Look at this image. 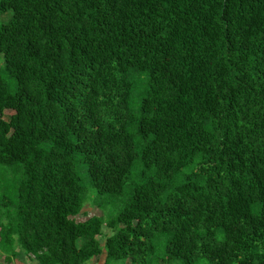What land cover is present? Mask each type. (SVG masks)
Returning a JSON list of instances; mask_svg holds the SVG:
<instances>
[{
	"label": "trees",
	"instance_id": "obj_1",
	"mask_svg": "<svg viewBox=\"0 0 264 264\" xmlns=\"http://www.w3.org/2000/svg\"><path fill=\"white\" fill-rule=\"evenodd\" d=\"M21 251L264 264V0H0V252Z\"/></svg>",
	"mask_w": 264,
	"mask_h": 264
},
{
	"label": "rangeland",
	"instance_id": "obj_2",
	"mask_svg": "<svg viewBox=\"0 0 264 264\" xmlns=\"http://www.w3.org/2000/svg\"><path fill=\"white\" fill-rule=\"evenodd\" d=\"M13 113L12 110H5L4 117L8 116L9 114ZM82 179L85 181L86 176L84 174H81ZM125 198L119 197L116 199L110 200L106 204H102L103 207L107 210L109 213H117L120 209H122L124 205ZM92 200L89 199L88 202L84 205V207L81 209V212L75 216L77 220H85L88 216L96 214L101 215L103 214V210H101L98 206L92 205ZM106 215V214H105ZM111 233V230L107 226H103L102 234L99 236V239L101 242L104 241V238ZM104 252L98 256L97 258L93 259V264H102L104 260ZM0 264H9L5 261L4 255L2 252H0ZM12 264H39L38 261L35 259H31L28 255L24 254L23 251L19 252L18 256L13 260Z\"/></svg>",
	"mask_w": 264,
	"mask_h": 264
},
{
	"label": "crops",
	"instance_id": "obj_3",
	"mask_svg": "<svg viewBox=\"0 0 264 264\" xmlns=\"http://www.w3.org/2000/svg\"><path fill=\"white\" fill-rule=\"evenodd\" d=\"M90 264H93V261H91Z\"/></svg>",
	"mask_w": 264,
	"mask_h": 264
}]
</instances>
